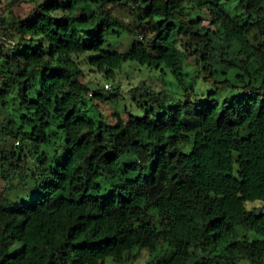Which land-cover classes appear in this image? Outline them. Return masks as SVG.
I'll list each match as a JSON object with an SVG mask.
<instances>
[{"label":"trees","instance_id":"trees-1","mask_svg":"<svg viewBox=\"0 0 264 264\" xmlns=\"http://www.w3.org/2000/svg\"><path fill=\"white\" fill-rule=\"evenodd\" d=\"M1 20L0 264H264V0H44ZM78 55L106 79L159 74L118 108Z\"/></svg>","mask_w":264,"mask_h":264},{"label":"rangeland","instance_id":"rangeland-1","mask_svg":"<svg viewBox=\"0 0 264 264\" xmlns=\"http://www.w3.org/2000/svg\"><path fill=\"white\" fill-rule=\"evenodd\" d=\"M44 0H21V3L19 6L15 7L13 10V14H10L8 12V4L11 2V0H0V12L1 15L5 18H10L12 15L14 16H20V17H25L29 14V12L34 8V6L37 3L43 2ZM225 10L228 14H230L233 17H237L241 15V10L237 7L234 1L228 3L225 6ZM126 19H130V21L133 22V17L131 18L127 13H123L122 15ZM8 36H5L3 34V31H0V47L3 49H6V44H7V39ZM250 41L256 43V44H261L262 41L259 40L257 37V34H252L250 36ZM132 42V39L130 38L129 35H125L122 38L121 41V47L126 48L129 47ZM75 59L80 61V66L84 71V81L92 86H96L98 88H104L103 90L104 95L106 97H109V92H112V97L116 99L117 107L120 108L121 106V99L124 97L127 99V103L130 98V89L139 85L143 81H150L152 78H156L159 74L158 70H151L147 68L146 66H141L135 62H126L122 65V67L116 72V76L114 79H106L102 73L92 71L84 62L85 55H78ZM193 63L190 61L186 60L185 61V67L191 74H194V69H193ZM167 77V82L168 88L171 90H176V92L179 90L178 87L176 88V85L173 81V78L170 74L166 75ZM109 84V87H106V84ZM200 80L198 81V85H203L204 84ZM224 96V94H222ZM114 99V100H115ZM112 104V103H111ZM111 107H115V104L108 106V108L111 110ZM131 112H133L137 117H143V113L141 110L132 107L130 109ZM8 113L3 111L1 113L0 110V121L3 117H7ZM16 146H19V144L15 143ZM4 188V183L3 181L0 180V192L3 191ZM253 235V234H252ZM150 254L143 250L140 253V256L132 263V264H149L150 260ZM105 264H114L110 258H106ZM245 264V263H243Z\"/></svg>","mask_w":264,"mask_h":264},{"label":"built area","instance_id":"built-area-1","mask_svg":"<svg viewBox=\"0 0 264 264\" xmlns=\"http://www.w3.org/2000/svg\"><path fill=\"white\" fill-rule=\"evenodd\" d=\"M2 20H1V12H0V29L2 28ZM106 87H109V84L107 83L106 85H105Z\"/></svg>","mask_w":264,"mask_h":264}]
</instances>
